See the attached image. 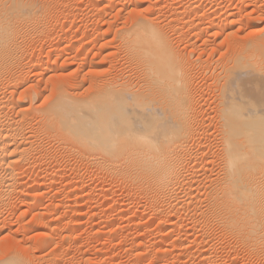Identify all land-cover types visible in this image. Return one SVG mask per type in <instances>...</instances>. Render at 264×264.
I'll return each instance as SVG.
<instances>
[{
	"label": "bare ground",
	"instance_id": "6f19581e",
	"mask_svg": "<svg viewBox=\"0 0 264 264\" xmlns=\"http://www.w3.org/2000/svg\"><path fill=\"white\" fill-rule=\"evenodd\" d=\"M190 1L192 2V0ZM138 2L136 3L138 4ZM207 3L211 5L212 2L206 1V4ZM139 5L141 4L139 3ZM173 5L171 6L173 7ZM204 5L199 4L198 6H196L194 11L196 12ZM47 7L48 4L46 3V0L44 2L43 0L42 1L41 0H0V80L3 81L4 78L2 77L6 75V73L9 75L8 72L10 68L16 64V63L14 64V62L16 60L18 50L20 51V46L23 44L21 42L23 41V36L24 38L25 37L27 38L26 36L27 33L30 34L31 32V34H33L32 31H34L37 28L39 29V27H37L39 20L45 17L49 12L47 11ZM217 7L216 10H218ZM198 13L200 14V12ZM259 13L260 12H258V14ZM143 15L141 16L144 17ZM162 15L163 14H161V17ZM212 15L214 16L215 14L212 13ZM245 15L243 14L244 17ZM213 16H208L206 18V22L210 23L209 25H211L212 23L214 24L215 16L214 17ZM249 17L251 16L249 15ZM256 17H257L256 20L258 21H263L264 19V15L261 13L259 16ZM145 18L146 17L136 19L127 29L125 28L124 33H119L122 35V36L120 35L119 37H121V45H122L121 47H123L121 49H123L122 50L124 51L123 55H125L124 58L126 63L124 64H126L129 70L128 71L129 73H126V76L127 74H129L126 77L127 80L120 78L119 75L118 77L120 79L116 81L113 82L104 81L101 83L99 82L98 86L95 85L97 87L95 88L97 89L96 92H98V98L101 101L98 100V98H95L97 100L94 101L90 99L92 102V109L90 108L89 104H88L89 107L86 104L88 99L83 98L87 100V101L86 100L83 101L84 104L86 105V108L85 105L83 104L82 106L83 109L81 108V106L80 109L78 107V104L75 102V95L72 96L70 93L68 95H64L63 93H60V91L59 93L54 91L55 96L53 95L54 98L52 100L46 98L49 101L45 100L46 102L45 101L42 102V104H44V102L46 104L44 105L40 104V106L37 107H35L34 105V108H31L30 106L25 107L22 105L23 104L22 102L24 101L23 99L25 98L23 96L21 97L23 98L22 100L18 98L15 101V103H12V101H14L13 100L14 98H12V100L10 101V99L7 98L8 100H4V97L2 98L0 96L1 97L0 98V207L1 206L3 207L6 204V199L9 200L8 197L10 196L11 193L13 194L16 192L17 194L18 191L16 189L20 188L21 185L20 178L22 175H21L20 167L27 165L30 156L34 155V154L32 155L33 153L32 149H37V146H35L36 148L32 147L34 146L33 145V143H35L34 141L39 137L40 138L37 140L38 142L43 138L49 141L51 136L53 135L55 136V138L58 137L60 140L64 141L63 143L68 142L71 147H73V145L71 144H75L76 147L78 146L80 148V149L77 148L80 151L83 149L85 151V154L87 153L86 158H88L89 156L93 159V161H95L94 165L92 163L93 167H95L96 165L100 170L101 169L105 170L106 174L109 177V180L116 185L123 186L122 190L123 188L127 189V191H129L130 189L138 190L137 192H140L138 194L140 195L142 194V197L145 198V200L150 204L151 206L150 209L152 208L151 212H153V214L157 216H163L165 215V213L171 214V212L176 213L181 207H184L186 211L185 213H187V210L188 213L192 212L193 210L196 211L197 207H198L197 210L199 209L201 210V207L198 205L199 202L200 201L202 203L206 202V206H207L206 211H208V215H209V218L206 219L208 221H205L203 219V221H205L204 223L206 227H208L207 223L213 225L215 221H217L218 223L220 221L219 224L222 223L223 225V227L221 225L222 230L223 228L225 229L223 230L224 233L225 231H228L230 232V236H232L231 234H233L235 235L236 238L239 235L240 237V239H238L239 242H241L242 240V242H244V244L246 243V245H248L247 243H249L254 247H257L255 248L259 255L257 256L260 257L261 262L264 264V30H262L258 35V37L257 36H256L257 38L255 37V39H249L242 43H240L239 40V42H237V46L233 47V52L230 55H226L225 57L223 56L224 60H222L219 63V65L215 66V68L218 67V69L215 70L216 71L219 70V71L218 73H216V76H214L216 81L215 84L217 86H214V90L211 89L212 91L210 93L212 97L214 96V94L212 93L214 92L216 93V95L214 96L215 98L213 97L216 104H214L215 103L214 100L212 101L214 105L210 102L213 105L212 108L210 107L209 102L206 101L207 98H205L207 97L206 93L210 92V89L208 88L210 84H208V87H205V85L202 86L205 88L204 89L202 88L200 93L198 91L200 95L198 93H197L198 96L196 95L195 93L196 90H194L195 84H192L193 83L192 78L194 72L192 73V69H190L192 64V62L190 61L191 59L189 60L191 63L190 64L186 57L182 56L180 53L173 50L171 44L175 42L171 41L173 43H170L165 33L169 31V29L168 30L166 29L168 26L164 28L167 31H163L164 29H162L163 28L162 25L160 26L161 27L160 28L156 24L151 23L155 21L148 20ZM230 18L231 17H225L224 19H221L219 21V24L215 25L212 28L217 29L219 34H221L220 32H222L223 34L224 30L225 31L229 30L237 23V21ZM240 18H241V14H240ZM122 23L125 22L123 21ZM255 24H253V26ZM174 28L172 31L176 32ZM208 29L210 28L208 27L206 30ZM199 31H201V29ZM107 32H109V30ZM171 34L172 33L170 32V35ZM210 34L212 33L210 32ZM232 34L233 33H229V32L228 34H225L227 38L226 40L232 39L230 38ZM233 35L235 38H237L235 36L236 35L235 33ZM92 37L94 38L93 35H91V39ZM230 42L231 41H229V43ZM118 48H120V45ZM120 53L121 52H119V54ZM15 67L17 69V67L19 66H15ZM12 70L15 71L14 69ZM15 74L16 71L14 72V75ZM11 75L13 74L11 73ZM2 81L0 83H2ZM0 85L2 86V84ZM200 88L198 87V89ZM40 90L42 89L40 88ZM35 91L34 94H36ZM204 91H206V93H204ZM45 96L47 95L45 94ZM92 99H94V97ZM90 100L88 101V103L90 102ZM8 101L9 103L10 102L11 103L8 104ZM50 101L52 102L50 103ZM76 101H78V103L82 102V100L79 101L77 99ZM96 102L98 104H96ZM4 104L6 105V108L9 105L13 107L11 108V106H9L10 107V109L8 108L9 111H13L12 109H14V107L17 108L15 112L13 111L14 115L12 114V112H10L12 114L11 115L6 111H4L6 109ZM79 104L81 105V103ZM94 107L95 109L97 107V110L92 111ZM87 108L88 110H86ZM212 109L214 111L212 112L215 114V118L210 117L211 115H209ZM32 120H35L36 123L35 126L34 125L32 126V124L30 126L28 125L31 129L30 130L28 127L27 131H31V133L29 132L28 134V132L26 133L25 131L28 124L27 121L32 122ZM212 122H214L213 128L215 130H210V131H212V133L213 131L216 132L217 138L215 139H217L216 141L219 144V145L217 144L218 146L217 153L214 154L215 151L214 149H216L214 148L212 150L213 153L212 155L215 158L210 160L211 157L207 155V160L210 157V159L207 161L205 159L206 158L205 153L206 154L208 153L206 148L204 147L205 149L202 150L204 151L206 150V152L199 149L200 151H202V153H204L202 154L200 152V154L204 156L202 157L201 155H199V150H198V154L196 155H198V157L201 156V158L198 159V157L197 158L194 157L195 150H193L194 149L193 147L196 146L198 147L199 145L197 144L195 146L192 145V141L199 135H200L199 138L204 136L205 138L203 139L202 137V139L205 140L206 139L205 134L207 135L211 134V132L208 133L206 132L207 129L209 131V127L213 126ZM33 128H35L36 130L35 129L32 130ZM33 131L34 133H32ZM41 137L43 138L41 139ZM214 137L215 134L213 136V139H211L209 136L210 140H212V144ZM199 138L198 140L200 141ZM37 141L36 143L39 144ZM196 141L197 138L195 139L194 142L199 144V141L198 142ZM206 141L208 140L206 139ZM209 143L207 142V144ZM203 144L204 142H202L201 144L200 141L201 146H207L206 144L204 145ZM214 144H216V142H214ZM42 149L44 148L42 147ZM37 150H35V152ZM38 153H41V151H39ZM83 153L84 152H82V154ZM192 153L194 155H192ZM209 154L211 155V151ZM37 155L36 156L34 155V157L37 158ZM43 155H44L43 157L46 156L44 152ZM51 155H50V160L54 159L53 157L56 156V155L55 156L53 155L51 156ZM39 156H41V154ZM34 161L36 162L37 160L34 159L33 162ZM30 162L29 164H32ZM214 162H216L217 164ZM89 164L90 163H88V165ZM212 164H216V166L218 165V169L214 168L215 166L213 167L215 169L214 173H217V175L214 176L215 178L212 177L213 172L211 175V171L213 169ZM210 165L211 167H208ZM97 167L96 169L99 171ZM200 174L203 175L201 177H204V175H206L205 176L206 178L204 179H207L208 182H210V185L207 186L209 189L206 193V196H204L205 194L203 195L205 198L202 197V199L204 198L203 199L204 202L200 199L199 196L203 192L201 191L202 193H200L199 192L200 189H196V188H195L196 190L194 191V187L198 188L197 183L199 182V180L197 179L198 182L196 183V181H194L193 179L195 178V176ZM204 179L203 181H205ZM112 182L111 184H113ZM194 183L196 184L193 187ZM200 185L202 184L200 183ZM203 188H205V185L202 187V189ZM197 190H199L198 191L200 193L199 195L195 194ZM19 192L18 194L21 195L22 192L20 193ZM182 194L183 196H181ZM201 202L200 204H202ZM7 205L8 203L6 204V206ZM204 208L202 206V210ZM53 212H54V208H53ZM179 212L181 211L179 210ZM198 212H196L195 214L194 212L192 213L193 215L197 216ZM202 212H199L198 215L201 213L204 214L205 211L203 210ZM80 214H78L77 216H79ZM206 214L207 213L205 212V215ZM193 215L191 214V216ZM202 217L205 218L204 216L201 215L200 221H202ZM50 220L47 223L45 222L47 226L46 232H44L45 237H50L51 234H54L53 233L54 230L51 228L52 221ZM216 224L214 223V225ZM201 225H203V223ZM71 226L75 227L73 225ZM214 228L217 227L214 226ZM227 235L228 234L226 232L225 236ZM203 236L204 235H202L201 237ZM232 238L234 240V236ZM49 241L47 242L49 243ZM25 260L26 258L24 256L21 255L15 256L13 254H8L6 257L3 256V258H0V264H28L27 263L28 261Z\"/></svg>",
	"mask_w": 264,
	"mask_h": 264
},
{
	"label": "rangeland",
	"instance_id": "374dc122",
	"mask_svg": "<svg viewBox=\"0 0 264 264\" xmlns=\"http://www.w3.org/2000/svg\"><path fill=\"white\" fill-rule=\"evenodd\" d=\"M44 1L45 0H43V2ZM206 1H211V5L209 3L206 4ZM136 2H138V0H136ZM136 2L135 0H46V3L48 4L47 11L49 12L45 17L40 19L41 21L39 20L37 25L39 29H35V33L34 31H32L33 34H31V32L30 34L27 33V38H24L23 36L24 42L21 41L23 44L20 42L22 45L20 46V51L18 50L16 60L14 62V64H16L13 66L14 68L11 67L8 72L9 75L6 73V75L2 77L5 80H0V82L2 81V83H0L2 84V86L0 85V94L2 95L0 96L2 98L4 97V100L10 99V101L12 100V98H14V101H12V103H15L18 98L22 100L23 98L21 97L23 96L27 100L24 98L23 100L25 102L23 101L22 105L25 107L30 106L31 108H34V105L35 107H37L40 106V104H46L45 102L49 101L50 99L52 100L54 98L53 95L55 96L54 91L58 93L60 91V93H63L64 95H68L69 93L72 96L75 95V102L78 104L79 108L81 106V108L83 109L82 106L84 104V100H97L95 98H98V92H96L97 87L95 85L98 86L99 82H113L120 78L127 80L126 77L129 74H127L126 76V73H129V70L126 64H124L126 63V61L124 58L125 55H123L124 51H122L123 49H121L123 47H121V37H119L121 34L119 33H124L125 28L127 29L136 19L146 17L145 19L155 21H150L152 24L154 23L158 27L162 25V29L168 26L166 29H169L172 34L170 35L169 31L165 33L170 43L175 42L171 44L173 50L186 57L188 61L191 59L190 61L192 62V64L190 63V61L189 63L191 64L190 69H192V73L194 72V79L192 77L191 78L193 82L192 84H195V88H193L197 91H195L196 95L198 96L202 88L204 89L205 87H208V84H210L208 87L210 89V92L206 93V91H204V93L207 94V97H205L207 98L206 101H208L210 107L213 108V105L216 104L214 100V96L216 95V93H212L214 94V98L210 93L212 90H214V86H217L215 84L216 81L214 76H216V73H218L219 71H216L218 67L215 68V66L219 65V63L224 60L223 56L225 57L226 55H230L233 52V47L237 46V42H239V40L240 43H242L249 39H255V37H258L260 32L264 30V19L263 21L256 20V16H259L260 13L264 15V0H242V2L241 0H192L193 4L190 0H139L138 4ZM139 3L141 5H139ZM199 4L205 5L195 12L194 10ZM171 5H173V7ZM246 5L249 6L247 7ZM216 7L218 10H216ZM198 12H200V14ZM244 12L246 13V15ZM258 12L260 13L258 14ZM212 13L215 14V17L212 15ZM222 13L225 15H223ZM161 14H163V18L161 17ZM243 14L245 15V17L243 16ZM141 15H143L144 17H142ZM249 15L251 17H249ZM208 16L214 17V24L212 23L213 25H209L210 23L206 22V18ZM225 17H231L230 19H234L235 21H237V23L229 29L230 31L226 30L229 33H235V36L237 38H235L232 34L230 36V38L232 39L226 40L227 38L225 34H228V32L224 30L223 34L222 32H220L221 34H219L217 29L212 28L215 25H218L219 21L221 19H224ZM123 21L125 23H122ZM253 24L255 25L253 26ZM208 27L210 29L206 30ZM173 28L174 30H176V32L172 31ZM166 29H164L163 31H167ZM198 29H201V31H199ZM108 30L109 32H107ZM210 32L212 34H210ZM215 32L217 33V35ZM91 35H93L94 38L92 37L91 39ZM233 37L235 40L233 39ZM229 41L231 42L229 43ZM215 42L216 44H219L216 45ZM119 45L120 48H118ZM119 52L121 53L119 54ZM15 66L19 67H17L16 69ZM12 69L16 71V76L14 75L15 71H13ZM35 72L37 73V75ZM11 73L13 75H11ZM115 74L118 75L116 76ZM30 75L34 76L31 77ZM119 75L120 78L118 77ZM204 85L205 87H202ZM198 87L201 88L198 89ZM40 88L42 90H40ZM34 91L36 94H34ZM45 94L47 96H45ZM24 95H27L31 98H28ZM93 97L94 99H92ZM46 98L49 100H47ZM76 99L79 101L82 100L83 103L79 102L81 103L80 105L78 101H76ZM98 100L100 99L98 98ZM213 100L215 102L214 104L212 102ZM43 101H45L44 104H42ZM88 101L87 103H85L87 104V106L89 104L90 108L92 109V102L88 103ZM51 102L52 101H50V103ZM10 103L8 101V104ZM96 104L98 103L96 102ZM9 106L6 108L5 105L6 109L4 108V111L9 114H11L10 112H12V114L14 115L13 111L15 112L17 108L14 107V109H12L13 111H9ZM11 108L13 107L11 106ZM86 110H88V108ZM95 110H97V107L96 109L94 107L92 111ZM212 111L213 109L210 111L209 115H211L210 117L215 118V114L213 113L214 111ZM34 121L35 120H32V122ZM32 122L27 121L28 124L25 131L26 133L28 132V134L29 132L31 133V131H27L28 127L31 124L32 126H35L36 123V121L34 123ZM213 123L214 122H212V125ZM213 127L214 125L212 127H209V131L207 129L206 132H211L212 137L211 134H205L208 141H206V139L203 140L205 138L204 136H202L203 139L202 137L199 138L200 135L196 137V142L199 141V138L201 144L202 142H204V144H206L207 146H201L200 141L199 144L195 143L194 141L196 138L192 141V145H199L198 147L196 146L197 149L196 147L192 146L194 148L193 150H195V155L198 154L199 149L202 150L206 148L208 153H205L206 160L207 155L211 157L210 159V157L208 156L210 160L214 159L215 157L212 155V150L216 148L214 149L216 151H214V154H216L218 150V143L216 141L217 139H215L217 138L215 131H213V133L215 134L213 144L212 140H210V138L213 139L214 136L212 131H210L215 130ZM34 129L35 128H33L32 130ZM32 133H34V131ZM42 138L43 137H41V139ZM38 139H36L34 142L36 143ZM61 141L62 140H60L58 137L55 138V136L52 135L49 141L45 138H43L39 142L37 141L40 145L37 143H33L34 146L32 147L36 148L35 146H37V149H39H32V155L34 154L36 156L39 151H41V153H38L37 158L34 157V155L30 156V159L32 158L33 160L35 159L37 161H34V164L33 160L29 159V162L31 161L30 163L32 164H29L28 162L27 165L23 166L24 168L20 167L22 175L20 178V182L22 187L20 185V188L16 190L22 193L21 195L18 194V192V195L16 194V192L13 194L11 193L8 197L9 200L6 199V204L8 203V205L6 206L5 204L3 206L4 208L2 206V208L0 207V258H3V256L6 257L8 254H13L15 256L21 255L26 258L28 264H263L260 257H258L259 255L257 253V250L255 249L257 247H254L249 243H247L248 245H246V243L244 244V242H242L241 240V242L243 243L242 244L238 241V239H240L239 235L237 238L233 234H231L232 236H230V232L228 231H225V233L227 232L230 237L228 235L225 236V233L223 231L225 229L223 228L222 230L223 225L222 223L219 224L220 221L219 223L215 221V224L217 222L216 225H214L213 222V225L206 222L208 224V227H206L204 222L208 221L206 219L209 218V215L208 211H206V202H204L203 199L205 198L204 196H206V193L209 189L207 186L210 185V182H208L207 179H204L206 178V175H204V177H201L203 175L200 174L195 176V178L197 177L196 180L195 178L193 179L194 181H196V183L198 182V180L199 182L202 180L200 182L202 185H200L199 182L197 183L198 188L194 187L196 183H194L193 185L194 191L196 189H200V191L197 190L196 193L194 191L193 192L196 195H199L203 192L201 194L202 196H199L204 203L200 201L202 203L200 204L199 202L198 205L201 207V210L199 209L200 211L197 210L198 207L196 211L191 209L193 210L192 212H194V214L198 211L202 212L204 210L207 213L206 215L205 212L204 214H202V212L201 214H199V216L198 212L196 216L193 215L192 212H190L194 216L193 217L190 213H188V210L187 213H185L186 211L184 207H181L182 210L184 209V212L180 208L179 210L181 212H179L178 210V212L176 213L171 212V214L165 213V215L163 216H157L153 214V212H151L152 208L150 209V204L145 200V198L142 197V194H138L140 193L137 192L138 190L135 189L136 192L135 190L131 189H128L129 191H127V189L125 188H123L122 190L123 186L116 185L109 180V177L106 174L105 170L101 169V171L96 165L95 167H93L95 161H93V159L89 156V159L86 158L87 153L85 154V151L83 149V151L81 150L82 152H84L82 154V152L79 150L80 148L78 146L76 147L75 144H71L73 145V147H71L68 142L63 143L64 141ZM209 141L211 144L209 143ZM41 142L43 143V145ZM207 142L209 144H207ZM214 142H216V144H214ZM41 145L44 149H42ZM210 145L215 146L211 147ZM35 150H37V153L35 152ZM42 150L47 157H43L44 155ZM200 150L199 155H201L200 152L202 153V151H204ZM206 150L204 152H206ZM209 150L211 151V155L213 157L209 154ZM40 154L42 157L39 156ZM51 154L53 156L56 155L55 157H53L55 160H50ZM194 154L192 153V155ZM195 155L194 157L197 158L198 155ZM201 156L198 157V159H200ZM87 162L90 164L88 165ZM216 164H212V168L215 166L214 168L218 169V165L216 166ZM96 167L99 169V171L96 169ZM208 167H211V165ZM213 169L211 171V175L213 172L212 177L217 175V173H214L215 169ZM203 179L205 181H203ZM111 182L114 185L111 184ZM204 185L205 188H203V190L202 187ZM130 191H133L134 194ZM33 193L35 196L33 195ZM181 196H183V194ZM202 197L204 198L202 199ZM202 206L203 208L205 207L203 210ZM77 213H81V216H77ZM201 215L205 217H202V221H200ZM203 219L205 221H203ZM49 220L52 221L51 228L54 230V234H51L50 237H45L44 232H46L47 229L46 223ZM202 223L203 225H201ZM71 225L75 227H72ZM214 226H216L217 228H214ZM200 235L204 236L201 237ZM233 236L234 240L232 238ZM235 240H237L238 242ZM47 241H49V243Z\"/></svg>",
	"mask_w": 264,
	"mask_h": 264
}]
</instances>
